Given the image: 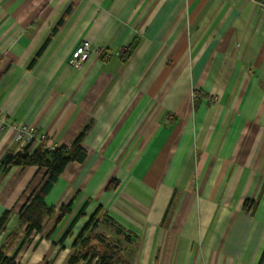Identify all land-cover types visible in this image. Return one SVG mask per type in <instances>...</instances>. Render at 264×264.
<instances>
[{
  "label": "crops",
  "instance_id": "1",
  "mask_svg": "<svg viewBox=\"0 0 264 264\" xmlns=\"http://www.w3.org/2000/svg\"><path fill=\"white\" fill-rule=\"evenodd\" d=\"M259 1L0 0V160L25 147L14 122L47 134L32 151L89 127L85 160L46 195L41 232L27 235L19 212L46 168L0 171V250L15 264H67L98 213L140 243L135 262L110 264H264ZM86 40L94 51L75 66Z\"/></svg>",
  "mask_w": 264,
  "mask_h": 264
},
{
  "label": "trees",
  "instance_id": "2",
  "mask_svg": "<svg viewBox=\"0 0 264 264\" xmlns=\"http://www.w3.org/2000/svg\"><path fill=\"white\" fill-rule=\"evenodd\" d=\"M132 50V47L126 49L125 55H127ZM86 126L83 131L77 136L75 141L70 146H60L54 149L37 147L32 151L33 144H27L24 149L20 152L13 153L8 151L0 160V171L7 172L12 166H38L40 168H46V175L42 184L37 187L32 194L29 196L27 202L22 206L19 217L22 223L27 225V235L31 234L33 231L41 232L43 229L44 220L54 213V209L49 207L45 198L48 192L53 187L54 183L59 179L61 174L64 172L65 168L70 163H80L83 162L87 156V150L83 145V139L88 130ZM114 181L110 182L108 187H111ZM73 200H70L67 204L63 205L61 208V215H66L71 212ZM249 204V201L245 202V206ZM9 211H6L1 220L0 228H2L9 217ZM83 214V211L79 216ZM97 214H94L86 226L81 231L80 235L74 242V247L79 244L81 238L88 230L94 228V224L97 226ZM67 234L61 239L64 241ZM86 242V240H83ZM88 254V252H87ZM87 254L81 255L79 252H75L69 259L67 264H77L80 259H87ZM95 255V254H93ZM264 259V253L262 255L261 261ZM88 261H91L89 259ZM115 262L108 251H105L100 256V261L98 264H110ZM0 264H15V257H8L3 250H0Z\"/></svg>",
  "mask_w": 264,
  "mask_h": 264
},
{
  "label": "rangeland",
  "instance_id": "3",
  "mask_svg": "<svg viewBox=\"0 0 264 264\" xmlns=\"http://www.w3.org/2000/svg\"><path fill=\"white\" fill-rule=\"evenodd\" d=\"M93 227L83 235L77 246H73L76 252L81 255L88 252L87 258L96 264L99 263L100 256L105 251L109 252L115 262L133 263L136 261V247L140 245L139 242L132 239L127 242L123 239V236L119 235L121 233L114 226L108 225L106 222L99 223L98 221L97 226L94 224ZM83 240H86V242H83Z\"/></svg>",
  "mask_w": 264,
  "mask_h": 264
},
{
  "label": "built area",
  "instance_id": "4",
  "mask_svg": "<svg viewBox=\"0 0 264 264\" xmlns=\"http://www.w3.org/2000/svg\"><path fill=\"white\" fill-rule=\"evenodd\" d=\"M259 5L264 12V0L259 1ZM94 48L90 41L86 40L80 43L75 51L72 54V63L75 66H81L92 54ZM126 49L122 52L125 53ZM97 52H99L97 50ZM109 53H105L103 56L104 59H108ZM14 129V139L17 142L23 143L25 146L27 144H44L47 141V134L43 131H40L38 127L22 122L11 124Z\"/></svg>",
  "mask_w": 264,
  "mask_h": 264
}]
</instances>
